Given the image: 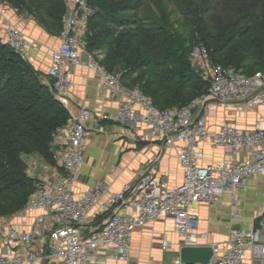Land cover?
Returning <instances> with one entry per match:
<instances>
[{
  "label": "built area",
  "instance_id": "1",
  "mask_svg": "<svg viewBox=\"0 0 264 264\" xmlns=\"http://www.w3.org/2000/svg\"><path fill=\"white\" fill-rule=\"evenodd\" d=\"M61 1L65 11L58 34L60 44L52 51L47 72L54 81L57 99L67 108L72 90L68 67L82 64L83 53H88L86 65L101 77L110 96L125 97L116 123L142 144L159 139L165 147L176 148L183 180L171 188L168 181L148 172L125 184L116 194L110 195L108 188L93 185L76 195L74 188L87 148L86 124L92 113L85 107L78 114L69 111L68 122L53 133L54 157L65 175L51 185H39L14 215L23 219L31 212H40L28 231L0 218V240L14 249L11 257L0 255V264H86L102 246H114L116 259L129 262L135 231L160 217L173 219L176 232L184 237V246H205L201 240L207 235L196 232L198 222L190 209L199 203L214 206L221 196L230 194L231 207L237 215L242 202L240 193L246 189L248 179L264 175V127L256 124L241 129L224 123L211 133L203 112L215 102L225 107L239 104L249 110L264 105V74L249 76L217 64L207 48L199 44L195 56L209 84V94L186 106L162 110L139 87H127L121 73L105 68L101 54L88 52L86 38L95 14L89 1ZM8 9L0 0L1 40L29 61L30 41L22 30L10 25L6 18ZM200 110L203 112L198 113ZM204 140H209L214 148H229L228 156L217 163L201 165L200 144ZM243 149H249V153L247 160L241 162L235 157ZM105 195H110V215L99 229L84 234L90 211ZM213 249L220 264H264V214L252 230H231L227 242Z\"/></svg>",
  "mask_w": 264,
  "mask_h": 264
},
{
  "label": "trees",
  "instance_id": "2",
  "mask_svg": "<svg viewBox=\"0 0 264 264\" xmlns=\"http://www.w3.org/2000/svg\"><path fill=\"white\" fill-rule=\"evenodd\" d=\"M42 1L59 4L50 13L59 34L65 11L62 1ZM88 1L95 14L89 22L87 50L97 53L110 49L101 64L110 72L121 73L127 87H139L162 110L186 106L209 94L187 52L169 38L164 27L163 31L157 27L158 21L142 14L149 0ZM163 1L176 9L185 26L194 27L193 46L203 44L215 63L249 76L264 74V0ZM208 15L212 18L202 21ZM139 38L159 40L166 52L159 59L145 57L140 63L129 57L122 61L123 52ZM151 67L138 75L141 69ZM170 84L175 91L166 99L165 87ZM191 85V91L197 93L193 98L192 94L185 95ZM68 119L69 111L57 99L54 81L44 83L32 64L4 44L0 35V214L2 201L11 199L16 214L37 189V180L28 175L24 155L38 152L45 162L57 166L53 133Z\"/></svg>",
  "mask_w": 264,
  "mask_h": 264
},
{
  "label": "crops",
  "instance_id": "3",
  "mask_svg": "<svg viewBox=\"0 0 264 264\" xmlns=\"http://www.w3.org/2000/svg\"><path fill=\"white\" fill-rule=\"evenodd\" d=\"M9 13V12H8ZM9 15V14H8ZM10 16V15H9ZM23 31L30 41L28 62L42 75L44 83H49L47 72L51 66L52 51L60 44L58 34L51 36L45 27L30 20H11ZM68 72L72 79V90L68 97V111L78 114L82 107L92 113L86 124L87 148L82 171L74 188L76 195L83 194L88 186L100 185L108 188L111 194L119 193L125 184L137 181L151 172L157 179L168 181L171 188L179 186L183 180L178 150L165 147L159 139L142 144L132 138L116 123L118 110L125 97H111L105 89L101 77L85 63L71 65ZM203 112L200 110L198 113ZM207 117L211 133H215L224 123L244 129L260 124L264 127V105L249 110L239 104L225 107L213 103L203 112ZM201 165L217 163L228 156L229 148H214L209 140L200 144ZM249 149L237 153L235 159L247 160ZM28 175L40 184L51 185L65 175L63 167L52 166L44 160H25ZM153 161L152 164L150 162ZM30 165L35 169L30 168ZM150 165V166H149ZM102 197L90 211L83 227L84 234L99 229L110 215L109 196ZM242 202L236 210L231 207V195L221 196L214 206L195 204L190 214L196 217V232L207 235L201 240L205 246H223L231 230H252L254 224L264 214V175L256 174L248 179L246 189L240 193ZM122 211V214H126ZM40 212H31L25 218L7 219L13 227L28 231ZM12 219V220H11ZM184 237L176 232L170 217H160L156 221L139 228L132 236L129 262L116 259L114 246H102L86 264H179ZM12 250L0 240V255L11 257Z\"/></svg>",
  "mask_w": 264,
  "mask_h": 264
},
{
  "label": "rangeland",
  "instance_id": "4",
  "mask_svg": "<svg viewBox=\"0 0 264 264\" xmlns=\"http://www.w3.org/2000/svg\"><path fill=\"white\" fill-rule=\"evenodd\" d=\"M2 3L9 7L6 12V18L12 27L17 28V26H15L11 21L12 19H25L34 21L35 23L45 27L47 32L51 34V36H57L58 24L53 19H51L50 13H52V11L55 12L58 9V3L53 1L43 2L42 0H6V2L2 1ZM142 14L148 17L149 20L154 19V21H158L157 27H160L161 29L162 27H164L165 31L169 34V38L181 45L182 49L187 52L192 67L197 71L200 83L206 87L205 89H208L209 84L205 80L204 71L198 63V58L195 56L196 46H193L192 42L194 27L185 26L180 14L177 13L176 9L171 5H168L163 0H149L145 4ZM210 18H212V15L205 16L204 18H202V21H208ZM147 25L150 26V24H146V26ZM152 26L154 25H151L150 27ZM121 31L123 30H120L119 32ZM116 42L117 40H115L112 47H114ZM107 49H105L103 52L97 53L101 54L104 59L105 55L110 50ZM112 49L113 48H111V53L113 51ZM165 52L166 46L163 45L159 40L153 39L151 41H145L144 39L139 38L131 44L130 48L127 51L125 50V52H123V54L121 55V60L124 61L125 57H129L130 59H133L132 62L137 61V63H140V61L145 59V57L159 59L161 56H163ZM219 57H222V55H220ZM149 69H152V67L141 69L138 72V75L142 72L149 71ZM191 88L192 85L187 87V90H185V95L192 94L193 96L191 97L193 98L195 95H197V93L191 91ZM165 89L168 90V94L166 96L167 99L168 97H171L170 94L175 91V87L170 84L167 85ZM188 97H190V95ZM23 158L25 160H28V162L35 159L44 160L38 152H34L29 155H24ZM30 168L35 169L31 165ZM39 185L41 184L37 181V187ZM1 205L3 206V212L0 214L1 219L7 220L15 214H13L12 211L11 199L2 201Z\"/></svg>",
  "mask_w": 264,
  "mask_h": 264
},
{
  "label": "water",
  "instance_id": "5",
  "mask_svg": "<svg viewBox=\"0 0 264 264\" xmlns=\"http://www.w3.org/2000/svg\"><path fill=\"white\" fill-rule=\"evenodd\" d=\"M88 53H83L82 62L88 63ZM221 259L214 257V249L211 246L187 247L180 251L179 264H220Z\"/></svg>",
  "mask_w": 264,
  "mask_h": 264
}]
</instances>
